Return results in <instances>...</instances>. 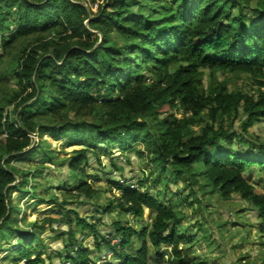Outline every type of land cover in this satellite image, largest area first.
Listing matches in <instances>:
<instances>
[{"label":"trees","instance_id":"1","mask_svg":"<svg viewBox=\"0 0 264 264\" xmlns=\"http://www.w3.org/2000/svg\"><path fill=\"white\" fill-rule=\"evenodd\" d=\"M81 1L0 0V89L8 82L7 60L17 63L13 75L19 84L7 101L0 96V233L34 235L11 251L15 262L53 264L34 244L42 224H32L37 231L23 230L14 216L18 207L13 191H29L21 190L27 174L11 161L37 153L52 159L46 141L34 145L31 134L39 130L50 131L58 140L87 125L93 129L86 133L108 146L128 143L130 148L133 140H141L157 154L153 162L168 166L186 182L206 179V185L224 198L240 193L264 222V193L243 176L253 165L264 166V146L258 156L252 151L240 155L220 142L229 136L225 121L238 117L242 101L248 121L264 116V1L246 13L236 8L249 0H157L154 10L156 0ZM202 69L253 74L261 78L260 93L255 98L230 92L219 82L208 94L202 92ZM12 104L9 113L5 107ZM174 109L183 117L178 118ZM207 109L211 123L192 135L195 117ZM163 112L171 113L162 118ZM83 138L80 134L74 144L82 145ZM89 152L87 147L74 151L69 163L73 172L88 173ZM117 187L122 209L136 217L152 210L150 229L117 221L114 234L121 243L113 244L98 223L70 212L76 214L77 226L102 234L116 255L108 264H171L173 259L165 253L152 256L151 245L173 246L175 260L182 262L178 248L187 238L178 233L181 218L175 204H166L162 192L153 196L144 181L137 187L117 182ZM76 192L77 197L91 199L97 190L83 182ZM46 221L72 224L73 218ZM64 234L75 252L69 260L93 264L90 248L76 238L73 228ZM136 238L145 244L128 250Z\"/></svg>","mask_w":264,"mask_h":264},{"label":"rangeland","instance_id":"2","mask_svg":"<svg viewBox=\"0 0 264 264\" xmlns=\"http://www.w3.org/2000/svg\"><path fill=\"white\" fill-rule=\"evenodd\" d=\"M261 1L264 0H249L248 4L241 2L236 11L240 9L245 13L251 12V8L259 6ZM81 2L85 3L84 0ZM157 2L156 0L152 5L153 10ZM86 5L89 6L88 3ZM97 9V6H94V11ZM16 67V62H5L8 82L2 90L0 89V96L4 97L5 101L6 97L17 92L19 87L13 75ZM202 70L204 75L200 90L207 94L218 82L227 85L230 92H242L255 98L260 93L261 86L258 81L261 78L253 74L229 70ZM244 103L245 101H242L235 120L232 117L225 121L229 136L220 142L226 150L233 148L240 155L252 151L251 154L258 156L262 152L261 146H264V116L260 120L248 121ZM5 109L10 113L14 105H6ZM173 112L178 118L183 117L182 111L174 109ZM170 113L163 112L160 116L164 118ZM195 120L196 124L191 127V133L199 135L202 129L211 123L208 109L196 116ZM231 123L233 126L229 129ZM92 129L87 125L75 128L72 136L58 140L53 138L50 131L39 130L38 133L31 134L34 145L41 140L46 141L52 159L48 160L49 157L37 153L14 159L10 163L16 168L20 167V171L27 174L21 190L29 191L25 195L23 192L13 191L14 204L18 207L14 215L18 221L15 225L23 230H38L42 240L37 238L34 244L40 252H44V258L51 256L48 262L73 264L69 257L74 256L75 252L71 244L66 242L64 234L71 228L76 238L83 241L85 247L90 248L93 264L115 261L116 255L110 250V245L104 242L102 234L107 240H112L113 244H120L121 238L114 234V223L120 221L126 226L142 230L143 227L150 229L154 219L152 210L148 208L145 209L143 217H136L119 207L118 198L122 192L118 189L117 182L137 187L140 181H144L153 196L159 197L158 194L162 192L160 197H163L166 204H175L176 214L181 218L178 233L180 238H187L178 248L182 262L175 260L173 246L163 245L157 249L149 245L152 256L165 253L166 257L173 259L171 264H264V222L256 207L240 193L233 192L224 198L218 190L206 185L204 178H200L198 183H193V180L186 182L172 174L168 166L163 168L153 162L157 154L155 151L150 153L143 141L133 140L130 148L128 143H113L108 146L107 142L101 143L86 133ZM80 134L84 135L83 144L76 145L75 140ZM84 147L90 148V152L85 162L88 173L83 176L73 172L69 163L76 156L74 151ZM243 176L257 192L264 193V166L253 165ZM83 182H89L97 190L93 198L76 196L77 186ZM38 200L43 202L36 204ZM73 210L81 217L98 223L102 234L96 235L77 226L76 214L70 213ZM69 215L73 218L72 224L46 221L48 218L67 220ZM36 221L42 224L37 230L32 228ZM20 234L9 232L6 237L0 233V264H26V261L15 262L11 251L20 245L22 239H29L34 235L25 237ZM144 244L145 240L136 238L128 250L136 251Z\"/></svg>","mask_w":264,"mask_h":264},{"label":"built area","instance_id":"3","mask_svg":"<svg viewBox=\"0 0 264 264\" xmlns=\"http://www.w3.org/2000/svg\"><path fill=\"white\" fill-rule=\"evenodd\" d=\"M134 187V186H133Z\"/></svg>","mask_w":264,"mask_h":264}]
</instances>
